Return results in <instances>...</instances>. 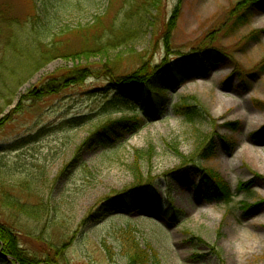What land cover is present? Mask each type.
I'll return each mask as SVG.
<instances>
[{
	"label": "rangeland",
	"instance_id": "rangeland-1",
	"mask_svg": "<svg viewBox=\"0 0 264 264\" xmlns=\"http://www.w3.org/2000/svg\"><path fill=\"white\" fill-rule=\"evenodd\" d=\"M257 1L264 3L0 0V226L15 234L26 258L144 264L131 262L127 252L137 251L148 264H264V10L253 13ZM244 8L245 19L234 23L232 14ZM45 22L56 33H88L60 34L56 43L70 57L49 62L7 96L11 33L25 37ZM82 50L89 51L73 56ZM172 70L178 75L165 93L141 88L134 112L104 109L126 77L145 73L156 85ZM48 77L69 87L41 97ZM160 102L162 112L147 119L145 106ZM134 115L137 131L116 144L93 137L106 121ZM79 117L83 126L60 127ZM39 130L38 142L13 147ZM192 167L220 179L228 201H207L172 180ZM192 181L203 193V179ZM140 184L149 187L138 207L125 217L104 215L103 203L129 202L122 195L140 193ZM6 196L44 211L28 214ZM126 225L129 240L120 233Z\"/></svg>",
	"mask_w": 264,
	"mask_h": 264
},
{
	"label": "trees",
	"instance_id": "trees-1",
	"mask_svg": "<svg viewBox=\"0 0 264 264\" xmlns=\"http://www.w3.org/2000/svg\"><path fill=\"white\" fill-rule=\"evenodd\" d=\"M249 6H252L250 4ZM257 11L253 10V13H258L261 10H264V3L259 4L258 1L255 4ZM258 7V8H257ZM245 9L238 12L233 13L232 15L235 16L234 23H238V21H242L245 18H240V16L245 15ZM260 9V10H259ZM36 24V23H35ZM1 30V29H0ZM21 33V32H19ZM19 33H11V39L9 40V51L11 53V56L14 57V64L11 66L10 70L5 71L3 70V77L7 79V86L6 90L8 91V95H12V92L16 91L17 88L25 81L26 78H29L32 74L40 70L43 66L48 64L49 62H52L57 59H64L70 56L68 55V52H65V49L56 43V40H59L64 35H71V34H79L84 35V33H88V27H82L76 31L73 32H63L58 31L57 33L55 31H52L47 25L40 23L36 24V27H33L32 29H26L25 32L26 36L19 35ZM28 34V36H27ZM61 34V36H60ZM60 36V38H59ZM50 40L48 43H45V41ZM89 50H82L79 54L75 53L74 55H80V54H86ZM28 67V69H25ZM205 67V65H204ZM195 68H187L186 73H196L197 69ZM17 70L23 71L22 74L18 73L15 74ZM83 72V71H81ZM172 76L171 78L165 79V83H158L156 85H150L149 79L147 78L148 74H140V75H133L131 77H126L123 81V84L119 86L115 91V95H113L111 98L107 99L108 102L106 104V107L104 109L107 110V107H117V108H125L129 111H133L135 109V105L139 100L141 101V98H139V93L141 91L142 87H146L148 90L157 89V95H161V93H165L169 89L170 86H172L171 79L173 76L178 75V73L175 70L171 71ZM196 75V74H195ZM146 77V78H144ZM57 79V78H56ZM54 77H48L43 83H40V92L41 97L44 95H56L60 90H64V88H68L69 86L63 85L61 82H65L68 80L66 76H62L60 78V81H57ZM4 82V80L2 79ZM78 82H75L73 84H77ZM58 84V85H57ZM1 93V92H0ZM39 97L31 98L32 101L38 100ZM39 101V100H38ZM150 101V99H148ZM9 105V102H7ZM164 106V102H160L158 104H154L150 107L145 106V117L149 120L155 119L160 112H162ZM193 115V113H192ZM201 117V116H199ZM189 121H193V117H188ZM85 117H79V118H73L71 120H68L61 124L60 127H70L71 129L83 126L86 123ZM140 121L137 118L136 115L132 116V121H124V120H108L105 123L98 126L93 133V137L96 139H99L101 141L109 142L113 144H116L119 142L126 132H136L139 127ZM45 132L44 130H39L34 135H27L25 139H21L18 142H16L13 147H21L25 145H30L33 143H36L40 140V136L43 135ZM256 136V135H252ZM210 141V140H209ZM227 141V140H226ZM211 142V141H210ZM209 144L205 147L204 151L209 148V146H212V144ZM19 145V146H18ZM221 147L223 150L227 151L229 149V146L225 140L221 141ZM227 152H230L227 151ZM106 151L103 152V155H106ZM188 172V173H187ZM200 176L203 181V193H201V190L199 188V184H194L192 181L193 176ZM172 180L176 182L181 188L186 187H193L195 191V195L197 197H204L207 201H228L230 197L229 190L227 188L223 187L224 184L220 179H218L216 176L207 175L203 172L202 169L199 167H192L190 170H182V171H176L171 174ZM149 187V184L147 185H139L136 187L137 192H140L138 194L135 193H129L125 192L122 196L130 195V201L129 202H113V203H103V205L100 207L104 211V215H112L113 212L121 213V217H125L127 215L126 213L130 212V208L132 206L137 207L139 206V203L143 202V197L147 194L148 191H145ZM129 193V194H128ZM140 197V199H139ZM6 203H12L13 206L16 208L15 205L18 204L23 207L26 213L28 214H35L39 215L43 213L42 208L34 207V206H28V205H22V203L14 202L12 197L6 196ZM120 233L122 237H127L129 240V235L132 233L131 227L126 225L120 228ZM129 258L131 259V262L136 260V257L138 260H141L142 263L148 264L149 262V256L140 253H128ZM47 260V259H46ZM8 261H11L12 264H38L39 261H34L26 258V256L22 253V251L19 249L17 239L15 237V234L12 233L10 230H7L0 226V262L6 264ZM47 262V261H46ZM45 263V262H43Z\"/></svg>",
	"mask_w": 264,
	"mask_h": 264
}]
</instances>
